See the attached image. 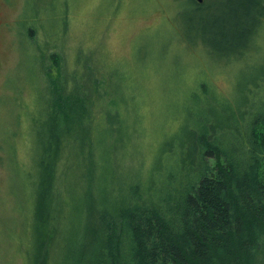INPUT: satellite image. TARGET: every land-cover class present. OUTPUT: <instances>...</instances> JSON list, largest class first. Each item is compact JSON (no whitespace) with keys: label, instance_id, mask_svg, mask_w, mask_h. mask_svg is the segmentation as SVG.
Segmentation results:
<instances>
[{"label":"rangeland","instance_id":"1","mask_svg":"<svg viewBox=\"0 0 264 264\" xmlns=\"http://www.w3.org/2000/svg\"><path fill=\"white\" fill-rule=\"evenodd\" d=\"M202 15L192 0H0V264H31L48 108L61 94L79 86L86 107L57 140L51 176L57 201L76 188L75 174L81 189L98 174L94 132L108 127L105 111H119L130 124L113 164L134 180L197 120L203 103L236 101L250 79L244 70L264 61V22L259 51L232 59L209 52L198 33ZM103 143L115 145L109 136Z\"/></svg>","mask_w":264,"mask_h":264},{"label":"trees","instance_id":"2","mask_svg":"<svg viewBox=\"0 0 264 264\" xmlns=\"http://www.w3.org/2000/svg\"><path fill=\"white\" fill-rule=\"evenodd\" d=\"M213 1L192 0L203 13L198 33L209 52L232 59L256 52L264 0H220L206 17ZM244 72L250 79L236 101L203 103L197 120L167 141L158 163L135 181L113 164L130 124L119 111H105L108 127L94 132L98 174L81 189V176L70 173L76 188L57 201L51 195L57 140L86 107L79 84L61 94L48 108L31 264H264V61ZM122 90L117 94L125 99ZM108 136L114 146L104 145Z\"/></svg>","mask_w":264,"mask_h":264},{"label":"water","instance_id":"3","mask_svg":"<svg viewBox=\"0 0 264 264\" xmlns=\"http://www.w3.org/2000/svg\"><path fill=\"white\" fill-rule=\"evenodd\" d=\"M200 2L203 1V0H199Z\"/></svg>","mask_w":264,"mask_h":264}]
</instances>
